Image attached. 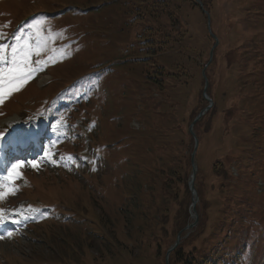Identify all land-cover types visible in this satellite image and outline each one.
I'll return each instance as SVG.
<instances>
[{
  "label": "rangeland",
  "instance_id": "rangeland-1",
  "mask_svg": "<svg viewBox=\"0 0 264 264\" xmlns=\"http://www.w3.org/2000/svg\"><path fill=\"white\" fill-rule=\"evenodd\" d=\"M200 1L218 40L211 58L190 0H0V69L29 37L35 46L38 21L46 43L0 103V133L40 138L0 199V219L32 217L0 239V264H264V0ZM202 72L211 106L192 127L190 190ZM75 81L46 135L33 120L52 121L41 111Z\"/></svg>",
  "mask_w": 264,
  "mask_h": 264
},
{
  "label": "snow or ice",
  "instance_id": "snow-or-ice-1",
  "mask_svg": "<svg viewBox=\"0 0 264 264\" xmlns=\"http://www.w3.org/2000/svg\"><path fill=\"white\" fill-rule=\"evenodd\" d=\"M33 36L36 39V44L33 46L32 37H29L28 41L22 44L19 48V56H17V50L13 51V56L10 61V66L7 70L0 69V103L3 102V98L6 95H10L15 91H18L20 87L32 77L33 73L37 71V66L41 64L39 60L32 61V56H39L46 48H41L40 41L43 38V28L41 23L38 21L37 24L32 26ZM53 39H58V37H53ZM3 51V49H0ZM4 57L0 56V60ZM48 60H45L44 63H48ZM3 133H0L2 136ZM33 167H37L36 163L32 164ZM21 167L19 163L12 165L11 171L8 173V176L5 177L4 182L0 183V199L3 198L5 194H12L15 192V189L12 188L11 192L5 193L4 189L9 188L11 181L18 176L16 169Z\"/></svg>",
  "mask_w": 264,
  "mask_h": 264
},
{
  "label": "water",
  "instance_id": "water-1",
  "mask_svg": "<svg viewBox=\"0 0 264 264\" xmlns=\"http://www.w3.org/2000/svg\"><path fill=\"white\" fill-rule=\"evenodd\" d=\"M205 89H206V87L203 89V96H204V98L210 103V100H209L208 98L205 97ZM208 108H209V107H206L204 110H202V111L198 114V116H197L196 119L193 121V123H192L191 126H193V125L196 123V121H197V120L203 115L204 111H206ZM189 131H190V134L193 136V133H192V131H191V128L189 129ZM196 148H197V141L195 140L194 150H193V153H192V155H191L192 175H191V182H190V190L192 189L191 184H192V181L194 180V177H195V169H194V162H193V159H194V154H195ZM192 226H194V224H193V225H190L188 228H191ZM179 239H180V238H179V236H178V237H177V240H176V242H175V244H174V246H173V247L167 252V254H168L170 251H172V250L178 245V243H179Z\"/></svg>",
  "mask_w": 264,
  "mask_h": 264
},
{
  "label": "trees",
  "instance_id": "trees-1",
  "mask_svg": "<svg viewBox=\"0 0 264 264\" xmlns=\"http://www.w3.org/2000/svg\"><path fill=\"white\" fill-rule=\"evenodd\" d=\"M179 41H181V40H179ZM145 44V43H144ZM177 70V69H176ZM181 70V69H180ZM177 71V74H175L177 77H181L182 76V72L181 71ZM179 246V245H178ZM177 246V248L174 250V251H172L171 253H170V255H175L177 252H178V250H179V247ZM179 262H181V263H183V264H192L191 263V261L187 258V259H184V260H182V261H179ZM203 264H209L208 262H204Z\"/></svg>",
  "mask_w": 264,
  "mask_h": 264
}]
</instances>
